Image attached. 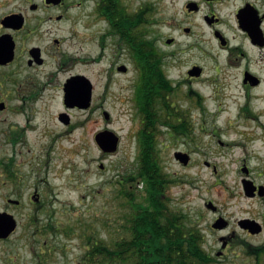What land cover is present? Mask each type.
<instances>
[{"label":"flooded vegetation","instance_id":"flooded-vegetation-1","mask_svg":"<svg viewBox=\"0 0 264 264\" xmlns=\"http://www.w3.org/2000/svg\"><path fill=\"white\" fill-rule=\"evenodd\" d=\"M145 1L151 6L148 9L158 14L162 0ZM176 1L180 0H171ZM181 1V14L162 22L163 27L173 29L162 43L170 51H162L155 39L150 54H143L144 0H0V190H8L1 192L0 212L11 215L16 223L8 238L18 230V211L40 210L45 194L56 195L57 186L35 168L43 159L44 167L49 163L47 147L53 146L54 130L65 129L68 134L84 129L95 112L103 109L94 105L90 74L101 63L108 65L103 70V100L112 79L132 74V81L120 87L131 93L125 110L138 116L136 131L145 128V117H155L156 125L150 126L161 146V152L155 154L158 162L168 146L160 139L164 136L160 131L171 140L175 130H180L177 135L186 148L178 152L188 157L185 167H191L194 154H198L216 176V166L209 158L214 152L208 147L205 151L201 140L214 132L206 130L208 125L214 130L217 125L225 126L230 131V119L223 125L217 120L234 110L239 121L233 130L235 138L216 142L234 156L233 162H240L236 170L241 174L243 193V181L247 180L254 187L249 199L260 198L261 193L264 200V183L257 181L264 178V0ZM153 16L145 24L156 26ZM89 44L98 50L96 55L83 51ZM181 55L196 62L188 61L180 80L175 81L172 73L181 62L176 57ZM79 78L91 85L85 108L78 94L85 93L86 85L79 84ZM68 84L76 89L77 104L66 99ZM230 97L227 105L224 99ZM177 99L183 101V108H176ZM73 113L83 118L73 117ZM101 114L108 124V115ZM52 120L48 145L47 126ZM196 174L201 177L200 172ZM211 212L217 214L215 221L220 218L219 208ZM241 220L236 223L240 231L252 235L240 226ZM214 223L211 235L230 226L228 222L226 228L216 229ZM218 239L239 238L230 231Z\"/></svg>","mask_w":264,"mask_h":264},{"label":"rangeland","instance_id":"rangeland-1","mask_svg":"<svg viewBox=\"0 0 264 264\" xmlns=\"http://www.w3.org/2000/svg\"><path fill=\"white\" fill-rule=\"evenodd\" d=\"M181 2V0L179 2L162 0L158 6L160 9L158 14L152 13L158 23L154 27L145 24L152 16L148 19L142 18L143 33L150 40L157 39L156 44L164 52L170 51L162 46V43L165 37L173 32V29L163 27L162 22H169L172 16L181 14ZM145 3L147 2L144 0L143 4ZM178 40L182 41L183 38L178 37ZM178 47L179 45L176 49ZM88 50H91L90 52L94 55L98 51L90 44L83 46V51ZM176 58L181 62L177 65L178 68H174L172 76L175 81H179L178 76L182 74L188 61L189 64L196 61L189 60L187 55ZM106 66H108L106 63H101L95 67L94 73L89 72L95 87L94 105H102L103 109L95 112L93 123H88L84 129L68 134L65 129L63 131L57 128L54 130L53 146L51 149L47 147L49 163H46V167H48L45 170L43 159L35 165V168L36 170L41 169L49 182L57 186L54 190L56 195L45 194L44 205L40 210L18 211L17 232L10 238L0 241V264H77L83 260L82 257L86 252L85 237L89 235L90 230L107 238L104 242L109 246L121 236L119 228L123 222L119 218L123 215L121 206H124L125 201L119 199V192L127 185H119L118 182L124 183L123 179L126 180L128 175L137 171L136 154L139 150L135 132L139 121L137 115H131L125 110L129 107L126 97H129L131 93L128 94V92H123L122 88L120 89L124 84L132 81V74H128L124 79H117L118 77L112 79L105 99H101L106 84L103 72ZM202 86H207V84H202ZM184 88L181 86V92ZM203 88L209 92L208 87ZM230 99L231 97L224 99V102L228 105ZM176 103V108L178 106L183 108L184 103L181 99H177ZM222 107L225 105L223 104ZM101 111L108 115L110 121L108 124L105 123ZM74 115L77 114L73 113L72 116ZM236 116L234 110H230V113H223L217 120V124L223 125L226 119H230L228 126L230 131H227L225 126L217 125L214 130L208 125L206 130L214 132L203 136L201 140V146H204L205 151L208 147V151L214 152V155H210L209 158L216 166V176L211 175L212 169L202 164L203 158L198 154H194L192 165L189 168L174 160V153L186 148L179 135H176L175 139L170 138L171 140L165 135L160 138L165 144L168 143V146L159 164L164 173L171 175L169 177L171 182L165 187V197L172 210L170 211L174 215L182 214L185 226L201 235L203 248L215 258V264H264V257H260L258 261L254 259L256 252L264 248V200L263 198L249 199L244 195L241 174L236 170L240 162H233L234 156L227 153V148L218 147L216 142L217 140L229 142L235 138L233 130L239 123ZM77 117L83 118L80 114ZM53 125L52 120L47 126L48 145L50 135H53L50 131ZM105 130L115 133L120 138L116 152L109 156L103 155L92 137ZM61 134L63 137H59ZM157 151L161 152V146H157ZM32 152L35 150L32 149ZM101 164L104 166L102 170L99 169ZM197 172L201 173L200 178L197 177ZM257 181L264 183V178ZM132 188H136V194L137 190L143 193L142 183L134 182ZM1 192L8 193V190H0V210L3 209ZM208 203L220 209V218L230 222L229 228L220 234L211 235L209 233L210 225L215 222L217 214L207 208ZM125 207L129 206L125 204ZM241 219L260 224L261 233L247 236L241 232L236 224ZM104 224H107V229L103 228ZM47 225L64 228L67 234L64 235L62 231L63 233L60 232L53 236L46 230ZM230 231H234L239 239H218ZM228 242L229 246H227ZM50 247H55V249H48Z\"/></svg>","mask_w":264,"mask_h":264},{"label":"trees","instance_id":"trees-1","mask_svg":"<svg viewBox=\"0 0 264 264\" xmlns=\"http://www.w3.org/2000/svg\"><path fill=\"white\" fill-rule=\"evenodd\" d=\"M148 7L150 8L149 5H144L142 9L143 19L152 15ZM148 39L142 33L143 54L150 53L153 41ZM143 59L148 58L144 56ZM144 124L145 129L137 134L140 152L137 171L128 175L126 180L123 179L124 183L118 182L119 185H127L119 192V199H124L129 206H121V236L109 247L104 242L107 238L90 230L85 237L86 252L83 260L77 264H215V258L203 248L201 235L185 226L182 214L174 215L171 212L164 196L165 187L171 182V175L164 173L155 159V132L150 126L156 125L155 117H145ZM175 132L181 134L180 130ZM134 182L143 184V193L137 190L136 194V188H132ZM106 227L107 224H104L103 228L107 229ZM45 228L53 236L60 232L67 234L64 228L57 225H47ZM48 249L54 250L55 247ZM260 257H264V248L256 252L254 259L258 261Z\"/></svg>","mask_w":264,"mask_h":264},{"label":"water","instance_id":"water-1","mask_svg":"<svg viewBox=\"0 0 264 264\" xmlns=\"http://www.w3.org/2000/svg\"><path fill=\"white\" fill-rule=\"evenodd\" d=\"M169 42L170 41H168V43ZM81 83H85L86 91L85 93L83 92V94L78 95L80 96L79 98L85 102V105H82L85 108L87 106V103L89 102L88 100L90 98L91 85L85 78H79V84ZM65 90L66 99L74 102V104H77L75 102V99L77 98L76 89L73 88L71 84H68L66 85ZM95 141L102 152L113 153L117 149L119 139L113 132L103 131L96 134ZM174 156L175 159L183 166L187 165L188 157L186 154L177 152ZM100 168L102 169L103 167L100 166ZM243 186L246 196L252 197L254 187L252 186L251 182L244 180ZM259 196H263V194L260 193ZM207 208L215 210V207L212 205V203H208ZM226 224L227 222L220 218L215 222L213 227L216 229H222L226 226ZM239 224L242 228L249 230L251 234H258L261 231V227L255 221L241 220ZM15 226L16 224L10 215L0 213V239L8 237L14 231Z\"/></svg>","mask_w":264,"mask_h":264}]
</instances>
